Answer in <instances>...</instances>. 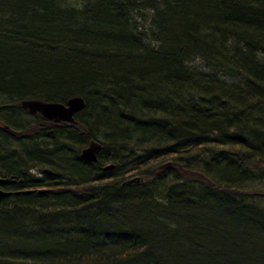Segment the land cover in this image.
<instances>
[{
    "label": "trees",
    "instance_id": "1",
    "mask_svg": "<svg viewBox=\"0 0 264 264\" xmlns=\"http://www.w3.org/2000/svg\"><path fill=\"white\" fill-rule=\"evenodd\" d=\"M74 96L78 127L2 119L11 185L47 192L0 217V264H264L241 186L264 172V0H0V115ZM93 139L96 165L78 158ZM31 164L54 177L24 179ZM131 175L156 182L127 194Z\"/></svg>",
    "mask_w": 264,
    "mask_h": 264
},
{
    "label": "bare ground",
    "instance_id": "2",
    "mask_svg": "<svg viewBox=\"0 0 264 264\" xmlns=\"http://www.w3.org/2000/svg\"><path fill=\"white\" fill-rule=\"evenodd\" d=\"M66 5L69 8H74V9H80L81 11H83V5H79L77 3H74L73 1H67ZM71 99H81L84 103V107L81 111H79L78 113L73 115V119H74V123L73 125H63L62 123H54L50 120H47L45 118H43L40 115H34L31 116L28 112L27 109L25 108V106H22V102L16 103L14 106H12L11 110L13 112L10 113H3L0 115V120H1V125H0V129L3 131H7L8 130V126L4 124V122H2V119L4 118V120H6L7 123H9L10 125H14L17 126L19 128H23L24 125H21L20 120L17 121L18 117L21 118H31V122L29 123H34L36 126H39L38 124L40 123V120L42 121V127H46V128H60V127H78V122L76 117H78L84 110L86 107V102L84 100V98L80 97V96H74L71 97L67 100H65L64 102H59L58 104L63 105L64 107L66 106V103L71 100ZM36 101H40V100H36ZM43 102V101H41ZM44 103H48V102H44ZM54 103V102H53ZM57 103V102H56ZM51 104V103H49ZM2 116V117H1ZM27 124V123H26ZM21 125V126H20ZM81 127V126H80ZM81 129L84 131V128L81 127ZM86 134V131L83 132V135ZM6 140H10L9 137H6ZM35 139H31L30 142L28 143L25 147L29 148L31 145L35 144L34 142ZM36 140H39L38 138H36ZM96 145L100 150L98 152V154L102 151L103 146L101 145V143L98 140H91L87 143V145L85 147H82L81 149L78 150V158L80 161L84 162V163H89L92 165H96L97 164V159L98 157H96V161L91 163L89 161H86V159L84 158L85 155H87V150L93 146ZM97 154V156H98ZM171 166L170 162H167L165 164H163L159 169L160 170H167L169 169ZM115 169L114 165L111 164H104L103 167H98L96 168V170L94 171V175H96L98 177L97 180L101 181H105V180H110V178H108L109 176H107L109 173H111V171H113ZM48 172V173H45ZM7 170L4 169L3 167L0 166V217L2 215H4L5 213H7V210L9 208H11L14 204H15V199L18 196H42L47 192V188L44 187H34V188H29V189H20L18 191V189L13 188V186L10 188L12 181H14L15 176L14 175H8L6 174ZM201 175H204L203 170H200ZM163 174V171H154L153 175L154 176H161ZM39 175L41 178H39ZM43 176H46L48 178L54 177V173L51 172L48 168L41 166L40 168H38L37 164H31L30 167L28 166L26 168L25 174H23L21 177L25 178H29L31 179V181L35 182L36 181H40L43 179ZM154 176H151L150 178H153ZM100 178V179H99ZM168 178L171 179L170 181H176L179 178L175 177V174L172 173L171 175H168ZM59 179V177H58ZM48 180V179H47ZM24 181V180H23ZM198 179H195L194 181H191L189 184L190 186H195L197 185L195 188L199 189V184L197 183ZM156 180L154 179L152 182L148 181V178H144V177H140V176H134L131 175L127 180H125L124 182L119 181V187H121V191L124 193L129 194V191L134 189L135 187H140L142 185H145L149 188L152 187L153 184H155ZM180 182V180H179ZM61 183H63L61 181ZM97 185V183L91 184V186L89 188H94L96 189L97 187H95ZM243 187L242 189L244 190V200L249 202L250 204L258 207V209H261L264 211V172L258 173V176H252V179H247L246 182H244L242 185ZM10 188V189H9ZM203 188V187H202ZM9 190V191H7ZM95 198L93 196H89V201H90V205L88 206V211H93V215L95 217H100V215H102L103 209H101L100 211L97 210L102 204H98V203H94ZM95 210V212H94Z\"/></svg>",
    "mask_w": 264,
    "mask_h": 264
},
{
    "label": "water",
    "instance_id": "3",
    "mask_svg": "<svg viewBox=\"0 0 264 264\" xmlns=\"http://www.w3.org/2000/svg\"><path fill=\"white\" fill-rule=\"evenodd\" d=\"M22 106H25L27 112L31 115H40L43 118L50 120L54 123H62L63 125H73V115L81 111L84 107V103L81 99H71L66 103L67 107H64L58 103H44L41 101L25 100L22 101ZM99 148L94 145L87 150V155L84 156L86 161L91 163L96 161ZM48 173V172H45Z\"/></svg>",
    "mask_w": 264,
    "mask_h": 264
},
{
    "label": "rangeland",
    "instance_id": "4",
    "mask_svg": "<svg viewBox=\"0 0 264 264\" xmlns=\"http://www.w3.org/2000/svg\"><path fill=\"white\" fill-rule=\"evenodd\" d=\"M160 97H162V96H160ZM168 104H171V103L168 102ZM8 111H9V112H8ZM8 111H7V113L13 112L11 109H9ZM18 120H20V122H19ZM17 121H18L19 123H21V125H25L26 123L31 122V118H28V117H26V118L18 117V118H17ZM21 125H20V126H21ZM39 178H41L40 175H39Z\"/></svg>",
    "mask_w": 264,
    "mask_h": 264
},
{
    "label": "flooded vegetation",
    "instance_id": "5",
    "mask_svg": "<svg viewBox=\"0 0 264 264\" xmlns=\"http://www.w3.org/2000/svg\"><path fill=\"white\" fill-rule=\"evenodd\" d=\"M11 187H12V185L10 186V188H11ZM10 188H9V189H10ZM7 191H9V190H7Z\"/></svg>",
    "mask_w": 264,
    "mask_h": 264
}]
</instances>
